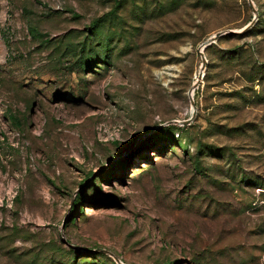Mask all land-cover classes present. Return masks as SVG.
Listing matches in <instances>:
<instances>
[{
	"label": "rangeland",
	"instance_id": "374dc122",
	"mask_svg": "<svg viewBox=\"0 0 264 264\" xmlns=\"http://www.w3.org/2000/svg\"><path fill=\"white\" fill-rule=\"evenodd\" d=\"M252 1L0 0V264H264Z\"/></svg>",
	"mask_w": 264,
	"mask_h": 264
},
{
	"label": "water",
	"instance_id": "95a60500",
	"mask_svg": "<svg viewBox=\"0 0 264 264\" xmlns=\"http://www.w3.org/2000/svg\"><path fill=\"white\" fill-rule=\"evenodd\" d=\"M247 1H248L249 5L251 6V8L255 10V7H254V3H253V1H252V0H247ZM255 11H256V10H255ZM220 36H221V34H217V35H215V36L209 38V39H208V40L202 45V47H201L199 53H200V55H201V57H202V60H203V69H204L205 64H206L205 53H204L205 50H206L208 47H210L211 45H213V44L215 43V41L218 39V37H220ZM202 74H203V71H202V73H201V76H203ZM199 84H200V81H197L196 84H194V86H193V90H192V91H194L196 88H198ZM191 103H192V106L194 107V99H193V97H191ZM190 122H191V120H189V121H187V122H184V123L187 124V123H190Z\"/></svg>",
	"mask_w": 264,
	"mask_h": 264
},
{
	"label": "bare ground",
	"instance_id": "6f19581e",
	"mask_svg": "<svg viewBox=\"0 0 264 264\" xmlns=\"http://www.w3.org/2000/svg\"><path fill=\"white\" fill-rule=\"evenodd\" d=\"M200 78H201V75H200L199 77L196 78V79H197L196 81H199ZM195 84H196V83H195ZM192 90H193V89H192ZM194 93H195V90L190 92V99H191V97H194V96H193Z\"/></svg>",
	"mask_w": 264,
	"mask_h": 264
}]
</instances>
